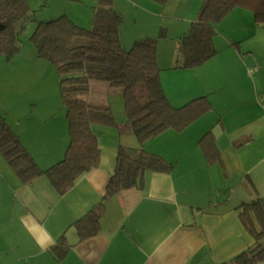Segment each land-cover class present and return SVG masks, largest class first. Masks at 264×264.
Segmentation results:
<instances>
[{
	"label": "crops",
	"instance_id": "1",
	"mask_svg": "<svg viewBox=\"0 0 264 264\" xmlns=\"http://www.w3.org/2000/svg\"><path fill=\"white\" fill-rule=\"evenodd\" d=\"M179 62L171 66L176 77L187 69L177 67ZM190 70L183 75L192 74ZM222 71L220 75L229 81L247 77L231 66L223 65ZM246 87L238 86L241 100L228 109L216 106L185 130H167L147 141V151L163 156L174 167L169 173L146 172L142 187L105 198L117 148L127 145L123 134H118L106 154L102 135L98 167L62 193L46 176L31 184L16 178L19 183L14 185L9 174L11 186L0 183L6 197L0 213V264H219L252 247L256 241L241 222L239 206L257 197L264 203V89ZM184 92L191 98L206 93L196 87ZM211 129L223 165H210L199 146L201 137ZM238 138L246 142L236 146ZM20 139L43 169L62 159L54 156L61 148L56 142H37L31 148L23 136ZM129 145L138 146L134 133L129 135ZM229 167L238 173L233 190ZM8 190L16 194V201ZM100 202L105 205L100 231L80 240L73 223ZM62 235L69 248L56 263L50 249ZM259 243L263 246L262 240Z\"/></svg>",
	"mask_w": 264,
	"mask_h": 264
},
{
	"label": "trees",
	"instance_id": "2",
	"mask_svg": "<svg viewBox=\"0 0 264 264\" xmlns=\"http://www.w3.org/2000/svg\"><path fill=\"white\" fill-rule=\"evenodd\" d=\"M165 4L168 0H154ZM198 16L178 39L181 60L177 67L194 69L216 53V25L237 7L252 11L256 23H264V0H201ZM35 12L27 0H0V57L11 62L23 42L20 35ZM123 16L114 0H98L90 29H84L66 16L38 22L29 40L37 55L57 69L63 106L68 122L69 142L65 154L54 165L41 168L20 137L0 113V151L23 184L46 176L62 193L82 175L98 167L102 132L95 126L115 127L110 96L120 95L124 113L138 146L119 145L116 165L106 188V197L123 190L142 187L148 171L169 173L174 164L163 156L147 151L144 144L167 130L183 131L213 109L208 96L195 97L173 106L163 88L158 65V38L135 40L129 49L121 42ZM220 122V120H218ZM246 139L236 143L240 146ZM210 164L223 165L216 136L211 129L199 140ZM244 228L256 243L219 264H258L264 261V203L257 197L239 206ZM105 205L100 202L73 223L79 239L96 235L101 229ZM69 244L64 235L51 247L56 263L65 256Z\"/></svg>",
	"mask_w": 264,
	"mask_h": 264
},
{
	"label": "rangeland",
	"instance_id": "3",
	"mask_svg": "<svg viewBox=\"0 0 264 264\" xmlns=\"http://www.w3.org/2000/svg\"><path fill=\"white\" fill-rule=\"evenodd\" d=\"M27 1L35 12L36 20L29 22L20 35L23 45L13 60L8 62L4 55L0 57V113L5 116L12 130L20 137L23 136L25 143L31 148L37 142H56L58 149L61 148L56 150L54 156L62 158L69 142V133L59 75L50 61L38 57L37 50L29 38L38 22H47L61 16L70 18L84 29H90L98 0ZM114 5L123 16L120 33L125 49H129L135 40L163 36L164 39L158 44L160 77H163V88L165 87L164 90L172 100V105L181 106L192 98L205 95L210 99L213 108L217 106L226 110L231 103L235 104L241 100L236 91L238 86L264 89V23H256L249 9L237 7L218 23L214 36L217 53L204 64L192 69L189 76L183 73H189L191 70L184 68V72L176 77L171 66L181 60L178 39L188 31L191 22L198 16L202 1L168 0L161 4L154 0H114ZM234 42L237 43L233 44ZM223 65L238 70V74L242 70L247 77L240 76V80L231 78L229 81V77L220 75ZM249 71H252V74ZM190 87H196L198 92L204 90L206 93H198L199 95L192 98L186 97L184 91ZM253 90L254 88L250 90L252 95ZM109 100L118 128L95 126L104 135L103 138L100 137L103 154L107 153L109 145L117 142L118 134H123L128 146L129 135L134 133L126 119L121 96L112 95ZM242 140L238 138L236 143ZM59 158L54 159L55 162ZM219 173L224 177L221 170ZM9 174L15 180V185L18 182L16 178L19 177L0 151V183L6 185L8 182L11 186ZM228 174L232 176L230 187L233 190L238 173L232 172L229 167ZM1 188L4 189V186ZM243 188L245 189L244 186ZM9 193L10 198L16 201V194L10 191ZM5 206L6 197L0 189V213ZM262 243L264 246V238Z\"/></svg>",
	"mask_w": 264,
	"mask_h": 264
},
{
	"label": "built area",
	"instance_id": "4",
	"mask_svg": "<svg viewBox=\"0 0 264 264\" xmlns=\"http://www.w3.org/2000/svg\"><path fill=\"white\" fill-rule=\"evenodd\" d=\"M252 74V71H249Z\"/></svg>",
	"mask_w": 264,
	"mask_h": 264
}]
</instances>
